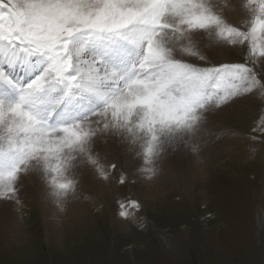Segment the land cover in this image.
<instances>
[{
  "label": "snow or ice",
  "instance_id": "1",
  "mask_svg": "<svg viewBox=\"0 0 264 264\" xmlns=\"http://www.w3.org/2000/svg\"><path fill=\"white\" fill-rule=\"evenodd\" d=\"M222 43L244 62L212 63ZM254 91L264 0H0V200L34 174L63 212L78 172L108 179L101 140L142 156L146 179L170 148L199 159L208 114Z\"/></svg>",
  "mask_w": 264,
  "mask_h": 264
},
{
  "label": "rangeland",
  "instance_id": "2",
  "mask_svg": "<svg viewBox=\"0 0 264 264\" xmlns=\"http://www.w3.org/2000/svg\"><path fill=\"white\" fill-rule=\"evenodd\" d=\"M220 46L233 60L223 63L244 62L246 47ZM207 128L212 133L204 144L208 152L198 159L203 193L193 180L188 187L172 180L148 203L129 169L105 167L115 191L109 203L118 214L125 213L120 216L128 232L115 229L107 202L79 181L72 199L92 222L82 227L73 222L71 228L67 219L56 226V216L45 219L33 196L40 190L43 199H51L49 189L31 174L42 187L36 190L22 180L20 190L27 192L19 191V203L0 200V264H264V94L254 91L214 109ZM137 159L135 172L145 167L142 156ZM185 161L188 166L182 168L193 176L195 159ZM160 171L168 174L170 169ZM80 172L77 180L85 176ZM14 211L22 238H27L19 245L9 243L15 235L6 231L16 218ZM51 224L60 233L57 244L54 233L49 235Z\"/></svg>",
  "mask_w": 264,
  "mask_h": 264
},
{
  "label": "bare ground",
  "instance_id": "3",
  "mask_svg": "<svg viewBox=\"0 0 264 264\" xmlns=\"http://www.w3.org/2000/svg\"><path fill=\"white\" fill-rule=\"evenodd\" d=\"M241 18H242L241 15L233 14L229 16V22L235 24ZM227 50L229 51L230 49H227ZM222 53H223L222 46L219 45L218 47L213 48V50L211 51L209 55H210V58L213 60L212 62L214 64L233 61L232 59H229L227 55H223ZM128 147H129L128 145L118 143L114 140H108L107 142L101 140L97 144V151L100 153L102 163L105 165V167L110 166L112 164H116L119 168L125 167L129 169L130 176L131 177L134 176L136 178L135 182L137 183V185L142 186V188H139L140 193L138 194H141L144 198L146 197L147 198L146 201L148 203H150L149 200H151L152 198H155L156 196H158L159 193L163 192L165 190L163 189V187L166 184L169 186L172 183V180L174 182H177L178 185H180L179 183L183 181V185L187 187L190 184V182L193 180L192 181L193 184L199 185V188H198L199 193L204 192L203 190L204 182L202 180L203 179V176H202L203 168L201 164H199L198 159L195 156H193L187 148H184V147H180L176 149L170 148L168 151L164 152L163 154L165 155V159L162 157L163 156L162 154L161 158L156 163V167L159 169L158 174L152 179H146L144 177V174L140 171L141 167H139V170H137L136 172L134 171L137 168V164L135 162L138 161L137 159L138 156L135 155V150L128 151ZM206 151L208 152V149H206V146L203 145L200 156L205 155ZM173 156L175 157L172 158ZM191 158L195 159V164H193V167H192V168H195L194 169L195 172L193 176L191 175L193 171L192 173L189 171L191 170L190 168L188 170L191 173L190 175L189 173L185 172L184 169L182 168L185 166V164L188 166L185 159L187 160ZM132 163H135V164L131 167ZM166 167L170 169L169 173L168 174L160 173L161 172L160 169L166 168ZM90 170H84L85 176L78 177V181L81 182L82 184L87 185L88 188H90L91 190L96 191L107 202V207H108L107 209H109V212L112 213L113 224H114L115 229L119 231L120 233L128 232V229L126 227V222L123 221L120 214H118L119 211H116V209L112 207V205L109 203V200H111L112 195L115 193L114 188L111 186L108 180L100 178L94 171L91 170L90 172ZM36 177L34 175L31 176V174H29L25 176L23 180L30 181V183H32L37 190L38 186H40V183L38 184L39 179H37ZM169 180H170V183H169ZM43 190L45 189L43 188ZM25 191L20 190L21 193ZM144 191L146 192V194ZM21 193H20V196H21ZM22 196L24 195L22 194ZM33 196H35L37 200V201L35 200V203L38 206V209L42 211V215L45 217V219H46V216H48L47 218L54 216V215L56 216L57 218L56 226H58V224L61 226L62 224L65 223L67 219H70V221L68 222V225L71 228L73 227L72 226L73 222L76 223V225H79L81 227L92 222L91 218L87 215L85 208L83 209V207L79 206L78 204H75L76 202L72 199V197H70L68 202L66 203L65 210L63 212H60L58 207L56 208L55 206L54 208L52 206V205H55L53 203V200H54L53 197L51 199L49 198L43 199L41 197L40 190H37V192L34 191ZM145 209H146V206H145ZM14 216L16 217L15 220L12 222V224L7 226L8 228L6 229V231L8 234H10V236L11 235L13 236V234L15 235L14 239H11V240L9 239L10 241L8 240L9 243L11 242V244L13 245H19L20 243H22V241L24 240L26 241L27 238H24V240L22 238V236H24V231H22V229L20 228V221L17 220L18 213L15 211H14ZM53 233L55 237L54 238V243H55V241L59 240L60 233H58V227H54V224H51L49 227V235L51 236V234ZM128 246H134V244L130 243ZM15 247L18 248V246H15Z\"/></svg>",
  "mask_w": 264,
  "mask_h": 264
}]
</instances>
